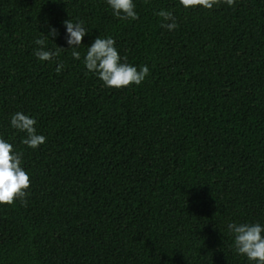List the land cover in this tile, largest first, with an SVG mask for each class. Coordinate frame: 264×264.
Instances as JSON below:
<instances>
[{
	"label": "trees",
	"instance_id": "16d2710c",
	"mask_svg": "<svg viewBox=\"0 0 264 264\" xmlns=\"http://www.w3.org/2000/svg\"><path fill=\"white\" fill-rule=\"evenodd\" d=\"M160 9L174 30L159 26ZM135 11L119 20L104 0H0V138L30 178L23 202L0 205V264H248L226 224H264V0H135ZM66 19L84 23L83 45L111 37L149 74L106 88L71 49L37 61L45 22L59 32L46 47H67ZM17 111L36 119V149L9 127Z\"/></svg>",
	"mask_w": 264,
	"mask_h": 264
},
{
	"label": "clouds",
	"instance_id": "9594fccd",
	"mask_svg": "<svg viewBox=\"0 0 264 264\" xmlns=\"http://www.w3.org/2000/svg\"><path fill=\"white\" fill-rule=\"evenodd\" d=\"M221 2L228 7L234 0H178L180 7L191 10L196 7L213 10ZM113 17L119 20H136L135 0H104ZM159 26L167 31L177 27L176 18L171 11L160 9L156 12ZM64 28V44L55 49L46 47V40L53 42L59 36L58 30L45 22L46 32L33 41L36 47L33 55L37 61L53 62L61 50L71 49V58L80 61L86 72L92 73L106 88L120 89L130 85L139 86L148 73L147 65L137 66L126 62V58L118 54L115 42L111 37H94L88 45L82 44V38L89 34L80 20L62 21ZM52 39H49V38ZM86 51L81 57L78 49L81 46ZM63 63L57 62L55 71L59 73ZM36 119L26 113L17 111L10 115L9 127L24 134L22 143L36 149L45 142V137L38 134L35 128ZM30 185L28 173L22 167L21 153L13 149V145L0 138V205H12L14 200L24 201ZM226 230L232 238L231 247L239 256H243L248 264H264V224L259 222H228Z\"/></svg>",
	"mask_w": 264,
	"mask_h": 264
}]
</instances>
